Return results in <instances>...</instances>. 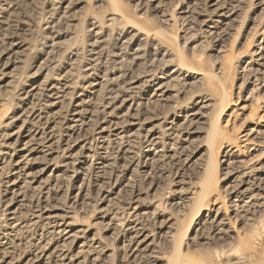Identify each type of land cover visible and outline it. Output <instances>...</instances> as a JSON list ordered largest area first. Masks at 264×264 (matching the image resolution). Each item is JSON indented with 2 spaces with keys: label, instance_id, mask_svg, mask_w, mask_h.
I'll list each match as a JSON object with an SVG mask.
<instances>
[{
  "label": "rangeland",
  "instance_id": "1",
  "mask_svg": "<svg viewBox=\"0 0 264 264\" xmlns=\"http://www.w3.org/2000/svg\"><path fill=\"white\" fill-rule=\"evenodd\" d=\"M219 1L234 10L235 17L225 22L227 28L208 32L202 22L211 0H0V143L12 129L10 122L20 109L39 107L40 103L27 95L29 89L62 79L58 83L66 81L71 90L60 108L65 114L57 124L58 138L69 135L66 129L71 105L92 79L101 83L98 94L90 98L100 111L105 108L110 113L124 101L127 113L136 115V128L129 118L123 124L124 128H138L132 159L113 164L104 185L93 172L99 147L98 138L93 136L87 169L68 166L62 169V180L52 186L59 204L70 209L76 220L92 223L107 207L118 222L114 235H105L99 228L98 235L109 245V252L100 257L99 264H131L122 247L126 245L124 226L129 220H135L153 236L158 264H166L171 256V247L161 242L167 227L179 237L183 255L200 257L207 249H219L221 245L215 243L208 228L198 233L186 228L194 216L200 188L203 205L215 204L234 219L233 223L236 220L234 227L253 251L247 253V264H257V257L264 255V208L249 216L248 221L233 217L222 165L223 147L238 142L245 129L264 112V61L260 68L250 64L264 37V0H236L235 4L234 0ZM185 9L191 14L180 13ZM180 62L202 75L187 76ZM160 85L164 95L156 102H144ZM201 105L204 108L197 110ZM195 111L203 116L202 120L195 117L186 130L170 125H178L182 117ZM220 111L211 144L215 164L210 175L204 176L201 168L209 156L205 151L212 132L209 127ZM166 115L170 116L169 124L163 125L160 120ZM99 117L84 119V123L93 126L101 120ZM151 125L160 136V157L152 161L145 155ZM184 140L186 144H177ZM58 143L49 159L59 166L64 160ZM170 150L178 152L174 162L168 160ZM1 158L0 153V163L4 161ZM1 179L0 234L4 232L5 202L10 198ZM79 189L83 205L74 202ZM39 195L38 191L34 196L27 195L28 213L40 206ZM136 204L150 209L134 216L132 208ZM231 246L239 245L236 241ZM10 259L12 264H32L22 248ZM228 259L210 258L212 264H227ZM150 263L147 260L146 264Z\"/></svg>",
  "mask_w": 264,
  "mask_h": 264
},
{
  "label": "bare ground",
  "instance_id": "2",
  "mask_svg": "<svg viewBox=\"0 0 264 264\" xmlns=\"http://www.w3.org/2000/svg\"><path fill=\"white\" fill-rule=\"evenodd\" d=\"M233 3L238 2L234 0ZM226 7H223L219 0H211L208 11H206L207 16L202 22L208 32L218 28H227L228 22H225L235 17L234 10ZM180 13L191 14L187 9ZM255 54L250 64L260 68L264 61V37L260 38L259 48L257 47ZM1 63L3 64V62ZM180 67L185 70L187 76L202 75L187 68L182 62H180ZM62 80L64 81V79ZM59 81L50 82L42 88L34 86L29 89L27 95L32 100L38 101L39 107L20 109L19 114L12 117L10 122L12 129L7 131L8 133L3 136L4 138L0 143V153L3 157L1 159L4 160H1L0 163V179L2 178L3 187L10 195V198L5 202V214L2 219L4 232L0 234V264H12L10 255L21 248L25 251L27 260L29 259L32 264H99L100 257L109 252L108 243L98 235L99 228L105 235L108 233L114 235L119 229L118 222L111 217L112 214L110 215V210L107 207L104 211L103 209L98 211L96 222L94 220V222L86 224L76 220L75 214L73 213V215L70 209L59 204L58 194L52 190V186L62 180V173H64L62 169L67 170L68 166L84 171L87 169L93 136H96L99 142L97 143L99 144L98 159L93 172L95 178L100 181L103 180L101 182L104 185V181L109 180L111 176L113 164L132 159V157L130 158L133 153L131 150L134 148L135 132L138 130V128L135 129L138 126L137 120L134 119L136 115L127 113L128 108L124 109V101H121L110 113H107L105 108L100 111L99 107L96 106L97 104L92 102L90 98L98 94L101 83L92 79L80 89L71 105L73 110L66 129V133L69 135H62L58 138L57 124L64 119L65 114L64 111H60V108L69 99L71 90L66 81L58 83ZM162 89V85L156 86L153 91L157 93L146 97L144 102L158 101L157 99L164 95ZM202 108H204L203 105L197 110ZM91 109L93 112L90 111ZM221 113L222 111L217 113L216 120L209 127L212 132L207 137L208 145L205 150L209 156L201 168L204 176L210 175L215 164L211 144L215 136L213 132L216 131ZM262 114L256 117L251 125L245 129L238 142L223 147L226 150L222 155L224 160L222 165L225 168L223 171L226 173L228 191L231 194V203L234 207L231 213L233 217L241 218L243 221H248L249 216L264 208V112ZM98 116H102L99 117L101 120L93 126L84 123V119ZM197 116H199L196 118L197 120H202L203 116L195 111L182 117L183 120L181 119V123L178 125L171 121L170 125L175 128L179 127V130L180 127L186 130ZM169 117V115L163 117L160 120L161 123L163 125L169 124V122L167 123ZM128 118L134 120L135 128L132 126L123 127L124 123L129 122ZM174 121L176 118L173 119ZM154 127L151 125L147 130L148 134L145 140L147 142L145 155L152 157L150 161L155 156L160 157L157 154L160 136ZM59 139L60 142L58 143ZM185 141L177 142V144H184ZM57 143L59 147L61 146L59 153L64 160V163L59 166L49 159L52 154L56 153L55 146L57 147ZM175 153L178 152L170 150L168 160L174 162ZM36 166L40 168L35 169ZM6 168H10V170L6 171ZM199 190L200 193L195 208H193L194 216L186 228L189 230L190 227V230L196 233L208 228L212 239L221 247L215 252H209L210 250L207 249L200 253V257H196L194 254L183 255L179 237L173 234L172 227H167L161 238L162 244L171 247V256L167 259L166 264H212L210 260L212 255L217 258H229L227 264H247V253L250 254L253 251L248 248L241 238L240 232L234 227L236 220L233 223L234 219L224 214L215 204L203 205V188ZM37 191L40 194L41 204L28 213L29 211L26 209L27 195L34 196ZM75 192L74 202L77 201L76 205H83V193L81 194L80 189ZM147 209H150L148 205L136 204L132 208V215H141ZM124 227L126 228V240L123 241L126 245L122 247H124L125 255L131 260V264H146L147 260H151L153 264H158L160 258L155 253L156 245L153 236L150 235L151 233L143 230L135 220H129ZM236 241L239 246H231ZM243 241L244 243H242ZM167 246L166 248H168ZM92 257H94L93 263L90 261ZM257 264H264V255L257 257Z\"/></svg>",
  "mask_w": 264,
  "mask_h": 264
}]
</instances>
